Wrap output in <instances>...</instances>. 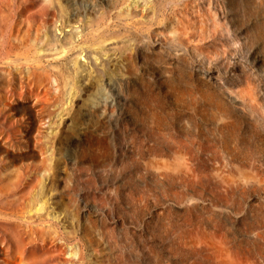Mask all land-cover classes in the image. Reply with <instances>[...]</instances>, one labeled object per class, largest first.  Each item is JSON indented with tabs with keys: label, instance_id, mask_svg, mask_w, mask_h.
Returning <instances> with one entry per match:
<instances>
[{
	"label": "rangeland",
	"instance_id": "374dc122",
	"mask_svg": "<svg viewBox=\"0 0 264 264\" xmlns=\"http://www.w3.org/2000/svg\"><path fill=\"white\" fill-rule=\"evenodd\" d=\"M0 264H264V0H0Z\"/></svg>",
	"mask_w": 264,
	"mask_h": 264
}]
</instances>
